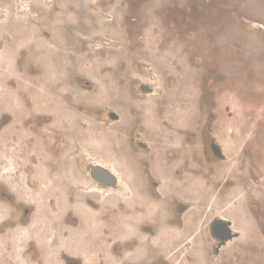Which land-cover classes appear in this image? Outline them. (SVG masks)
Instances as JSON below:
<instances>
[{"label":"rangeland","instance_id":"rangeland-1","mask_svg":"<svg viewBox=\"0 0 264 264\" xmlns=\"http://www.w3.org/2000/svg\"><path fill=\"white\" fill-rule=\"evenodd\" d=\"M62 2L71 8H79V11L75 12L76 16L64 19V23L74 27L67 31V39L63 42L65 45L60 46L61 54L53 56L56 62H62L61 66L67 69L66 72L75 73L77 99L81 96V89L85 88L86 72L92 74L94 70L96 74L105 72V105L107 89L118 87L119 73L159 78L164 89H169L175 132L167 140L169 145L158 144L168 147L178 158L168 168L174 169L183 162H189V166H185L187 172H194L196 168L197 161L189 160L188 157L193 154L196 156L197 141L180 138L176 131L192 135L203 126L206 145L211 132H216L218 128L223 132L230 128L238 131L236 140L229 136L222 138L223 149L227 154L237 141L236 153L225 164L237 169L239 189H236L235 199L227 208L228 211L232 210L234 216L231 217L242 233L243 238L238 241H244L249 233L247 228L254 226L255 217L260 219V231L253 229L251 236V258L254 264H264V0H24V6L15 0H0V26L20 19L49 39V24L54 22L51 15L61 12ZM1 43H8L3 33L0 34ZM94 43L95 48L102 45L101 49L94 50L90 46ZM24 50L27 51L26 48ZM68 57L69 60L65 59ZM22 64L21 68L25 70L31 66L25 61ZM1 66L0 63V74L4 72ZM90 69L92 71H88ZM126 78L133 80V83L137 81L132 76ZM108 81L110 84L107 85ZM153 92L157 93L155 88ZM152 100L147 102L148 108H151L149 104L152 105ZM111 138L105 134L106 145ZM100 147L102 149L103 145ZM3 152L11 155L13 170L15 157L7 149L1 150ZM31 154L39 160L41 157L42 161L34 165V172L11 171L4 177L0 172V184H9L18 197L15 203L19 206H11V216H18L21 209L30 207L28 201L35 205L42 204L47 195H50L48 207L51 206V187L40 181L34 184L32 180L46 173L43 172V164L47 161L40 155L36 142L27 149L25 156ZM181 159L184 161L181 162ZM153 165L155 170L159 169L157 163ZM213 166L214 161L206 156L205 167ZM122 173L132 187V196L136 191L133 184L135 173ZM57 174L61 175L62 172ZM159 190L164 195L167 184L162 182ZM53 201L57 211L55 217L62 216L68 208L76 213V198L71 205L68 198ZM119 201L106 199L98 207H116ZM249 201L253 206L252 211L247 207ZM8 205L6 199L0 197V221L9 215ZM78 205L86 209L80 222H90L93 228V220L99 218L98 212L82 201ZM126 205H130V202ZM44 207L41 209L40 206L38 211L35 208L29 226H19L0 236V264H26L23 249L29 238L38 237V234L35 235L37 228H46L54 235L50 225L53 219L49 220L54 214L53 207L51 212L44 210ZM123 234L127 235L128 230L123 231ZM40 238L49 240L47 248L51 256L59 249H72V240H61L55 250L51 248V238ZM159 240L166 246L171 238L167 234ZM78 251L85 254L82 245L78 246ZM83 259L86 264V257L83 256Z\"/></svg>","mask_w":264,"mask_h":264},{"label":"flooded vegetation","instance_id":"flooded-vegetation-1","mask_svg":"<svg viewBox=\"0 0 264 264\" xmlns=\"http://www.w3.org/2000/svg\"><path fill=\"white\" fill-rule=\"evenodd\" d=\"M90 46L94 47L96 44ZM19 57L21 58L19 64L22 67V62L27 57L26 51L22 50ZM147 69H145L146 73L148 72ZM19 74H22V72ZM102 74L105 78V72L99 74V76L103 78ZM23 75L39 76V73L31 72ZM62 75L67 78L61 80L57 78L52 82H47L46 90L40 93L33 88L28 91L24 87L29 83L32 84L31 87L37 86L36 82H28L25 78H21L19 82L15 79L5 80V85L12 89L14 93L12 96L9 89H6L7 92H0V152L7 149L15 157L16 164L12 172H34L33 167L40 160L32 154L28 156H25V154L31 145L40 140L39 143L45 145L44 147L48 151L45 158L48 163L50 162L48 165L50 169L48 168L47 172L58 171L62 174L64 172H83L94 183L104 181L108 186L115 184L116 176L104 172L103 169L96 166L88 169L82 168L81 170L67 168L68 158L78 156L76 153L79 152V146L74 136V126L76 125L73 124L74 114H86L88 119L91 118L93 122L97 121L96 125L99 127L103 125L100 123H104V126L106 124V127H108L110 122L107 115L104 114L105 111H110L107 112L109 117L113 116L114 122H118V124L115 136L107 140V142L109 141L108 145L114 155L121 159L128 158L131 161L133 166L131 171L135 173L133 180L135 184L138 183V190L142 194V202L144 203H134L130 205V208L123 200H120L116 207L107 205L100 208L95 200L87 195L84 201H87L86 203L99 214L98 220H93L92 228L89 226L90 222L87 224L89 227L84 226L71 208H68L62 216L55 217V213H57L56 205L55 201L52 200L50 205L53 207L55 215L50 224L54 230V235L51 238V248L58 249L61 240H67L68 242L72 240V249L69 251L59 249L54 256H51L48 252L50 249L45 247L44 243L39 247L34 240H28L23 249V259L26 264H84L83 256H86V264H254L251 258L253 245L251 236L254 232L253 229L260 231V219L257 217H255L254 226L247 228L249 233L245 236L244 241H236L230 251L223 250V252H220L223 246L222 243L231 239L230 226L232 224L225 214L234 216L232 210L228 211L227 206L233 202L236 189H239L237 169H231L225 164L227 161H231L232 154L236 153L237 141L234 145L235 148L233 146L232 151L227 154L223 149L222 138L229 136L236 140L237 130L230 128L228 131L223 132L221 128H218L216 132H211V138L208 140L207 145L203 126L196 129L192 135L180 134L176 131L180 138H187V140L191 138L193 141H197L196 156L193 154V156L188 157L189 160L195 159L197 161L196 168L194 172H187L185 166H189V162H183L174 169L168 168L178 160L175 153H172L168 147L162 146L169 145L167 140L169 137H173L175 132L172 124V118L174 117L172 94L169 93V89H164L159 78L152 79L148 75L138 74L134 76L130 73H119L117 74L118 87L117 89H107L108 95L105 105V86L103 88V100H97L93 96L98 90V84L86 76L87 80L83 84L85 88L81 89L86 96H80L77 99L75 98V73L67 71L63 72ZM127 76H132L137 81L133 83V80L126 78ZM104 78L102 79L103 85H105ZM108 84H110L109 81ZM153 88L156 89L157 93L154 94L152 105L149 104L151 108H148V105L145 104L147 101L146 92ZM31 95H34V97H31ZM83 98L89 102L87 107L82 103ZM139 99L143 103H139ZM36 100L42 105L39 109L35 105ZM76 100L78 101L74 102ZM4 103L8 104L5 105ZM16 106L17 108H15ZM47 109L52 111L50 112ZM50 113L56 114L57 117L54 118ZM120 117L123 119H120ZM79 125L86 127V124L81 120ZM100 131L101 129L96 126L91 128L90 131L88 130L89 134L95 137L99 136ZM141 134L144 135L142 139ZM122 138L125 139L122 140ZM158 144L162 145L159 146ZM66 149L69 151H66ZM62 150L66 151L67 154ZM120 151H122V154L118 153ZM206 156L214 161L213 167H205ZM77 161V165H80L81 157ZM180 161L184 160L181 159ZM154 162L158 164V170H155ZM59 168L61 169L58 170ZM100 172L104 173L100 174ZM63 178L65 180V176ZM162 182L167 184V192L164 195L159 190ZM2 183L6 186L0 184V197L6 199L10 210L9 215L4 216L0 221V236L19 226H29L35 212L34 205L30 204V207L26 206L21 209L18 216H11L12 207L19 206L15 203L18 197L11 190L9 184ZM141 187L142 189H140ZM78 188L76 185L67 186L70 205L74 200L73 192ZM124 191L128 192L125 188ZM146 206L150 207L151 212L147 211ZM247 207L252 211L251 201H249ZM139 210L140 212H138ZM221 214H224L225 217ZM218 225L221 227H218ZM125 230H128L127 235L123 234ZM167 234L171 240L165 246L159 239H163ZM79 245H82L84 255L79 253Z\"/></svg>","mask_w":264,"mask_h":264},{"label":"bare ground","instance_id":"bare-ground-1","mask_svg":"<svg viewBox=\"0 0 264 264\" xmlns=\"http://www.w3.org/2000/svg\"><path fill=\"white\" fill-rule=\"evenodd\" d=\"M15 2L20 3L21 5H23L24 0H15ZM57 2L54 1V5H56ZM59 4V3H58ZM61 5V12H58L59 14L55 13L52 14L51 16H53L54 22H52V24H49V28H48V35H49V39L44 38L42 35H40L39 33H37L35 31L34 28L29 27L27 24H25V22L23 20L20 19H15L11 24H2L0 26V34L3 33V35L7 38L8 43H1L0 44V63L2 64V69L4 70L3 73L0 74V92L2 91H6V89L10 90L11 95L14 93V91L10 88H8L5 85V80L8 79H15L17 80V82H19L21 80V78H25V80L32 81V82H36L37 86H33L31 87L32 84H26L24 87L29 91L31 88H33L34 90H36L38 93L46 90V83L47 82H52L55 79H62V78H67V77H63L62 73L66 72V69L64 70V68L61 66L62 62L60 61H55V57L53 55L55 54H61V45H63L65 42V40L67 39V31H70L74 26H69L67 25V23H64V19H69L73 16H76L75 12H78L79 8L77 9L76 7L71 8L70 5L66 4L65 2H62ZM24 6V5H23ZM24 8V7H23ZM63 8V9H62ZM43 10V9H41ZM40 11V10H39ZM44 11V10H43ZM45 12V11H44ZM55 12V11H53ZM42 15H44L43 13H41ZM45 16V15H44ZM76 18V17H75ZM69 21V20H68ZM72 22V20H71ZM73 24V23H72ZM65 45V44H64ZM68 46V45H67ZM102 45H100L99 47L95 48L96 49H101ZM27 49L26 53H27V57L25 60V63L27 65H29L28 63H30L31 66H29L31 69H29V67L25 70L23 68H21L19 66V62L20 60L17 58L19 57V55L21 54V51L24 49ZM97 51V50H96ZM108 51V49H107ZM63 53V52H62ZM65 53V52H64ZM92 53V52H91ZM67 54V53H66ZM65 54V55H66ZM64 55V54H63ZM69 55V54H68ZM90 56V55H89ZM84 57V56H83ZM101 58V57H100ZM105 58V57H104ZM117 58V56H116ZM67 59V58H65ZM87 59V58H86ZM69 60V58L67 59ZM93 60V59H92ZM88 61V59H87ZM90 61V60H89ZM94 61V60H93ZM92 61V63H93ZM97 63V62H96ZM59 64V66H58ZM95 64V63H94ZM73 65V64H72ZM96 65V64H95ZM74 66V65H73ZM92 66V65H91ZM100 66V65H99ZM98 67V66H96ZM103 67V66H102ZM34 68L35 71H32ZM72 68V67H71ZM101 68V67H100ZM73 69V68H72ZM75 69V66H74ZM87 69V68H84ZM29 70V71H28ZM88 71H92L91 69ZM22 74H19L21 73ZM31 72H35V73H39V76H25L23 74L27 73L28 74ZM86 72V71H85ZM94 73L89 74L88 72H86L87 77H90L96 84H98V90L97 92H95L96 94H94V98H96L97 100H101L104 97V86L103 85V81L102 79L104 78L103 74V78L101 76H98L99 73L96 74V71H93ZM66 76V75H65ZM105 79V78H104ZM64 80V79H63ZM66 81V79H65ZM22 86V83H21ZM20 86V87H21ZM149 87V86H148ZM23 88V87H22ZM61 90V89H60ZM68 90V89H67ZM152 91V92H151ZM4 92V93H5ZM34 92V91H33ZM92 92V91H91ZM32 93V92H31ZM30 93V94H31ZM61 93V92H60ZM73 93V91H72ZM77 93V92H76ZM79 93V92H78ZM89 93V92H88ZM146 102L145 104H147V102L151 101L152 99H154V94H156L155 92H153L152 90H148V92H146ZM8 94V93H7ZM63 94V91H62ZM67 94V93H66ZM74 94V93H73ZM28 95V93H27ZM38 95V94H37ZM43 95V94H42ZM81 97H85V93L84 91H82V93H80ZM108 95V94H107ZM6 96V95H5ZM13 96V95H12ZM31 97H34V95H31ZM38 97V96H37ZM43 97V96H42ZM62 97V96H61ZM73 97V96H72ZM58 98V97H57ZM76 98V97H75ZM105 98V97H104ZM72 99V98H71ZM32 100V99H31ZM45 100V99H44ZM103 100V99H102ZM140 102L139 103H143L141 102V99H139ZM30 101V100H29ZM43 101V100H42ZM78 100L74 101L77 102ZM34 102V101H33ZM44 102V101H43ZM73 102V103H74ZM9 103H11V101H9ZM35 103V102H34ZM33 103V104H34ZM46 103V102H45ZM82 103H84L87 107L88 103L86 101L85 98L82 99ZM91 103V102H90ZM2 104V103H1ZM5 104V103H4ZM8 104V103H6ZM5 104V105H6ZM14 104V103H13ZM12 104V105H13ZM76 104V103H75ZM103 104V103H102ZM105 104V102H104ZM103 104V105H104ZM11 105V106H12ZM35 105L37 106V109L41 108L42 105L39 103V101L36 103ZM62 105V104H61ZM84 105V106H85ZM92 105V104H91ZM99 105V104H98ZM101 105V104H100ZM102 105V106H103ZM138 105V104H137ZM44 106V105H43ZM140 106V104H139ZM139 106H137L139 108ZM5 107V106H4ZM92 107V106H91ZM94 107V106H93ZM109 107V106H108ZM146 107V106H145ZM17 108V106L15 107ZM13 108V109H15ZM79 108V107H78ZM59 109V108H58ZM63 109V107H62ZM65 109V108H64ZM104 109V107H103ZM114 109V108H113ZM6 110V109H5ZM35 110V108H34ZM48 110V109H47ZM133 110V109H132ZM36 111V110H35ZM40 111V110H39ZM48 111H52V110H48ZM60 111V110H59ZM67 111V109H66ZM82 111V110H81ZM103 111V110H102ZM116 111V110H115ZM124 111V110H123ZM13 112V111H12ZM58 112V111H57ZM65 112V110H64ZM100 112V111H99ZM108 112V111H107ZM105 111L104 115H107L108 120L110 122V125L108 127L104 126V123H100L103 124L102 126H98L96 125V123H98L97 121H94L90 119H88L86 117V114L82 115L80 113H76L75 115V120L73 124H76L74 126V136L76 139V142L78 143L79 146V152L76 153L78 156H71L68 158V166L67 168L69 169H74V170H81L82 168L84 169H88V168H92L93 166H96L100 169H103L104 172L106 171L107 173L113 174L114 176H116V182L115 184H112L111 186H108V184L106 182H92L89 177H86L85 173L83 172H64V174H57V172H55L56 174H52L51 172H47L48 168H49V163H44L43 165H45L43 167V172H46L45 174H39L37 178L32 179L33 183L36 184L37 182H45V184H48V188L51 187L50 189V194L51 195V199H50V203L53 199H66L68 198V189L67 186L69 185H76L79 188L76 189L73 192V196L74 198H76L77 200V204L75 206V214L80 218V220L82 219V216H84V214L86 213V209L79 206L78 202L81 203L84 202L85 204H87L84 201L85 196H90L91 198H93V200H95L96 204L98 206H101L102 203L106 200V199H116V200H125V201H129L130 205H133L134 203H139L142 204L144 202L143 198H142V194L139 192L138 190V183H134L133 180V184L135 186V194L132 193V196L130 195L132 191V187L129 184V182L126 180V177L123 175L122 172H132V165L129 164L130 160L128 158H124L121 159L120 157H117V155L113 154L112 149L110 148L109 145L105 144V134L109 135L110 137H114L115 133L117 131V124L118 122H114V118L113 116L109 117L108 112L107 113ZM119 112V111H118ZM23 113V110H22ZM27 113V112H25ZM38 113V112H36ZM41 113V112H39ZM47 113V111H46ZM88 113V112H87ZM90 113V112H89ZM117 113V112H116ZM20 114V113H19ZM52 114V113H50ZM60 114V112H59ZM2 115V114H1ZM26 115V114H25ZM39 115V114H38ZM102 114V116H104ZM153 114L151 113V116ZM22 116V115H21ZM52 116L55 118L56 114L54 115V113L52 114ZM119 116V115H118ZM24 117V116H23ZM47 117V116H46ZM50 117V116H49ZM57 117V116H56ZM91 117V116H90ZM153 117V116H152ZM22 118V117H21ZM70 118V117H69ZM116 118V117H115ZM122 117H120L121 119ZM14 119V118H13ZM45 119V118H44ZM68 119V118H67ZM103 119V118H102ZM123 119V118H122ZM19 120V119H18ZM17 120V122H19ZM21 120V119H20ZM23 120V119H22ZM69 120V119H68ZM83 121L86 124V127H82V125H79V121ZM149 120V119H148ZM147 120V121H148ZM15 121V120H14ZM30 121V119H29ZM44 121V120H43ZM60 121V120H59ZM101 121V120H100ZM117 121V120H116ZM122 121V120H119ZM16 122V121H15ZM53 122V121H52ZM64 122V121H63ZM69 122V121H68ZM108 122V121H107ZM49 123V122H48ZM66 123V122H65ZM120 123V122H119ZM147 123V122H146ZM12 124V123H11ZM14 124V123H13ZM47 124V123H46ZM150 124V123H149ZM50 125V124H49ZM45 126V125H44ZM58 126H60V124H58ZM57 126V127H58ZM98 127L101 129L99 136L95 137L93 135H90L88 130L90 131L91 128L94 127ZM122 126V125H121ZM145 126V125H144ZM61 127V126H60ZM148 127V126H147ZM47 128V127H46ZM51 128V127H50ZM56 128V127H55ZM42 129V128H41ZM49 130V129H48ZM54 130V129H53ZM122 130V129H120ZM124 130V129H123ZM122 130V131H123ZM141 130V129H140ZM45 131V130H44ZM68 131V130H67ZM52 132V131H51ZM54 133V132H53ZM130 133V132H129ZM144 133V132H142ZM9 134V131H8ZM60 135V134H59ZM66 135V134H65ZM121 135V134H120ZM62 136V135H61ZM122 136V135H121ZM144 135L141 134V139L143 138ZM138 137V136H137ZM64 138V136H63ZM74 138V137H73ZM83 138V139H82ZM65 139V138H64ZM72 139V138H71ZM125 138H122V140H124ZM83 142H81V141ZM37 141V140H36ZM52 141V140H51ZM59 141V140H58ZM126 141V140H125ZM144 141V140H142ZM39 142H41L39 140ZM38 141L36 142L37 145L39 146V153L40 155L46 159V155L48 154V151L45 149V145H42L41 143H39ZM60 142V141H59ZM66 143V142H65ZM86 143V144H85ZM72 144V143H71ZM99 144V145H98ZM125 144V143H124ZM101 145H103V148L101 149ZM139 145V144H138ZM137 145V146H138ZM57 146V145H56ZM136 146V147H137ZM147 146V145H146ZM63 147V146H62ZM61 147V148H62ZM143 147V146H142ZM141 147V148H142ZM60 148V146H59ZM71 148V147H70ZM116 148V147H115ZM119 148V147H118ZM121 148V147H120ZM128 148V147H127ZM68 149V148H67ZM66 151H69L67 150ZM123 149V148H122ZM121 149V150H122ZM60 150V149H59ZM65 150V149H64ZM64 150H62L64 152ZM115 150V149H114ZM141 150V149H139ZM66 151L64 153H66ZM126 151V150H125ZM124 151V152H125ZM62 152V153H63ZM115 152V151H114ZM50 153V152H49ZM122 154V151L118 152ZM151 153V152H150ZM67 154V153H66ZM120 154V155H121ZM127 154V153H126ZM131 154V153H130ZM50 155V154H49ZM60 155V154H59ZM129 155V154H128ZM150 155V154H149ZM148 155V156H149ZM39 156V155H38ZM40 157V156H39ZM62 157V155H61ZM81 157V164L77 165L78 163V158ZM11 155L7 152H0V172H2V176L4 177L5 175H9L11 170V165H14V163L11 164ZM139 159V158H138ZM47 160V159H46ZM85 160V161H84ZM129 160V161H128ZM56 161V159H55ZM40 162L41 161V157H40ZM140 162V161H139ZM53 163V162H52ZM94 164V165H93ZM134 164V163H133ZM13 169L15 167H12ZM47 169V170H46ZM50 169V168H49ZM61 168H59L58 170H60ZM99 169V170H100ZM153 169V168H152ZM151 169V170H152ZM150 170V169H149ZM73 171V170H72ZM153 171V170H152ZM151 171V172H152ZM104 172H100V174H103ZM89 173V172H88ZM106 174V173H105ZM63 176H65V180L63 178ZM104 176V175H103ZM139 177V175H137ZM113 177V176H112ZM5 179V178H3ZM97 179V178H95ZM134 179V178H133ZM8 180V179H6ZM111 180V179H110ZM48 181V182H47ZM146 181V180H145ZM8 182V181H7ZM29 181L27 180V184ZM110 182V181H109ZM108 182V183H109ZM148 182V181H147ZM113 183V182H112ZM107 184V185H106ZM110 185V184H109ZM83 187V188H82ZM124 188L128 191H124ZM142 189V187L140 188ZM85 191V192H84ZM88 192V193H86ZM72 195V194H71ZM131 197H130V196ZM50 195H47V198L45 199V201L42 204H33L34 207L36 208V211L39 210L40 206L41 209L42 207H44V210H46L47 212H51L52 207H48V197ZM146 197V194H145ZM87 199V198H86ZM146 200V198H144ZM149 200V199H148ZM151 200V199H150ZM147 201V200H146ZM127 202L125 204H127ZM150 202V201H148ZM154 202V201H153ZM29 204L30 201H28ZM94 204V203H93ZM138 204V205H139ZM128 205L130 208L131 206ZM137 206V205H136ZM104 207V206H103ZM143 207V206H142ZM120 208V207H119ZM134 208V207H133ZM147 211L151 212V209L149 206H146ZM131 210V209H130ZM135 211V210H134ZM178 211V210H177ZM140 212V210L138 211ZM137 213V212H135ZM154 213V212H153ZM221 213V212H220ZM144 214V212H143ZM225 214V212H224ZM224 214H221L222 216ZM46 215V214H45ZM55 214H52L49 217V220L51 221V218H53L52 216H54ZM145 215V214H144ZM47 216V215H46ZM147 216V213H146ZM155 216V215H154ZM221 216V217H222ZM226 218L228 219V221L231 222V239L226 240L223 244V246L220 249V252H223L224 249H232V246L234 245V243L238 240H241L243 238V236H241V232L239 230V227L236 226L233 218L231 216H229L228 214L226 215ZM223 216V217H225ZM151 217H153L151 215ZM177 218V217H176ZM215 219V218H214ZM224 219V218H222ZM217 220V219H216ZM215 220V221H216ZM214 221V222H215ZM227 221V220H226ZM140 223V222H139ZM216 223V222H215ZM84 226H88L87 224L82 223ZM213 224V223H211ZM143 225V224H142ZM154 225V224H153ZM89 226H91V224H89ZM88 226V227H89ZM138 226V225H137ZM226 226V225H225ZM212 227V226H211ZM214 227V226H213ZM218 227H221L218 225ZM86 228V227H85ZM223 228V226H222ZM227 228V227H226ZM91 229V228H90ZM217 230H219L217 228ZM216 230V231H217ZM228 230V229H227ZM221 231V230H220ZM222 232V231H221ZM230 233V232H229ZM38 234V235H37ZM82 234V233H81ZM80 234V235H81ZM218 234V233H217ZM38 237L35 236V238H29V240H34L35 242H37V244L42 245V243L45 244V247H49L48 241H44L41 240L40 236L42 238H51L53 236V233L49 230H47L46 228L44 229H40L37 228V233L35 234ZM85 235V234H84ZM220 236V235H218ZM85 237V236H84ZM85 239V238H84ZM215 239V238H214ZM42 242V243H41ZM212 243V242H211ZM216 246V245H215ZM38 247V248H39ZM213 247V246H212ZM41 252V251H40ZM213 253V252H212ZM217 253V251H216ZM220 254V253H219ZM86 257V256H85Z\"/></svg>","mask_w":264,"mask_h":264}]
</instances>
